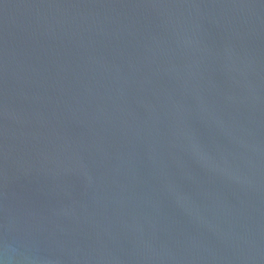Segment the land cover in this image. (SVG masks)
Masks as SVG:
<instances>
[{
  "label": "water",
  "instance_id": "water-1",
  "mask_svg": "<svg viewBox=\"0 0 264 264\" xmlns=\"http://www.w3.org/2000/svg\"><path fill=\"white\" fill-rule=\"evenodd\" d=\"M0 264H264V0H0Z\"/></svg>",
  "mask_w": 264,
  "mask_h": 264
}]
</instances>
